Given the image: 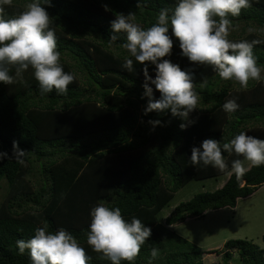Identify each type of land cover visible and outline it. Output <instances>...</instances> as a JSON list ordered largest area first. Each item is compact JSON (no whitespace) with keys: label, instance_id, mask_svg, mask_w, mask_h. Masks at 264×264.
Listing matches in <instances>:
<instances>
[{"label":"trees","instance_id":"1","mask_svg":"<svg viewBox=\"0 0 264 264\" xmlns=\"http://www.w3.org/2000/svg\"><path fill=\"white\" fill-rule=\"evenodd\" d=\"M26 2L13 0V6H5L7 17L17 15ZM177 2L50 0V6L42 5L53 19L60 64L75 79L63 95L55 90L42 94L31 68L23 74V82H0V151L11 156L13 141L28 151L24 165L13 158L0 160V183L6 186L0 195V264H31L27 250L18 254L16 241L30 239L44 222L49 231L63 228L76 237L90 257L89 264H111L86 243L90 211L99 201L119 207L127 222L135 217L151 228L152 235L133 264H149L152 248L159 249L160 255L151 264H204V255L212 252L166 227L202 219L207 211L235 208L238 200L264 185V165H249L237 179L231 162L243 157L235 153H224L229 165L225 172L203 164L193 166L190 160L191 148L205 139L224 143L241 131L264 139V81H250L243 90L234 81L211 76L212 67L183 57L172 36V53L166 58L193 73L200 96L197 110L189 116L194 123L181 130L184 121L169 110L144 114L148 102L142 87L144 66L133 58L134 71L123 67L128 53L120 45L126 42V34L118 33L109 47L110 22L118 13H135L137 23L147 29L161 9L171 14ZM250 4L239 16L229 17L231 28L240 25L239 30L231 29L229 39L261 41L253 52L264 66V0H250ZM249 28L253 31L248 33ZM148 70L154 78L155 66L148 64ZM204 71L208 76L201 87ZM152 87L158 99L160 94ZM234 97L239 109L225 112L222 105ZM150 120H160L163 126L153 129ZM34 163L40 176L36 182L28 178ZM220 176H226L221 188L196 194L178 205L164 225L158 222L157 213L188 181ZM261 240L264 244V234ZM216 255L219 262L211 264H264V248L247 240H229Z\"/></svg>","mask_w":264,"mask_h":264},{"label":"clouds","instance_id":"2","mask_svg":"<svg viewBox=\"0 0 264 264\" xmlns=\"http://www.w3.org/2000/svg\"><path fill=\"white\" fill-rule=\"evenodd\" d=\"M43 4L50 6V0H29L17 15L7 17L5 6H13V0H0V82L6 85L23 82V74L31 68L42 94L55 90L63 95L75 76L66 73L60 64L53 19ZM250 6V0H178L171 14L169 9H161L155 23L147 29L137 23L135 13L116 15L110 22L112 34L108 44L111 47L118 40L117 34L125 33L126 42L120 45L128 53L123 67L134 71L133 58L144 66L142 87L143 95L148 98L145 115L169 110L173 117L184 121L179 125L181 130L194 123L189 116L197 110L200 96L195 90L193 73L182 70L166 58L172 53V36L178 40L183 57L195 64L211 66L222 80L234 81L243 90L248 89L250 81H264V66L258 64L253 52L254 46L261 41L233 42L229 39L232 23L229 17L239 16L242 9ZM148 64L155 66L154 78L149 75ZM205 83L206 80H202L201 87ZM150 85L159 92L158 99L154 98ZM222 108L228 113L237 111V99H227ZM148 123L153 129L163 126L160 120ZM27 152L13 141L11 156L0 151V160L13 158L24 165ZM224 153L243 157L231 162V172L240 179L248 171L246 163L253 167L264 165V139L243 131L224 143L205 139L199 147L191 148L190 160L193 166L203 164L225 172L229 165ZM90 216L86 243L111 264L122 261L133 264L152 235L151 228L140 219L134 217L127 222L119 207L110 208L104 201L91 209ZM16 247L20 255L27 250L31 264H89L90 260L76 237L63 228L49 231L47 222L37 227L30 239L17 240ZM159 255V249L150 250L151 260Z\"/></svg>","mask_w":264,"mask_h":264},{"label":"rangeland","instance_id":"3","mask_svg":"<svg viewBox=\"0 0 264 264\" xmlns=\"http://www.w3.org/2000/svg\"><path fill=\"white\" fill-rule=\"evenodd\" d=\"M239 27L240 25H237L235 28H232L236 31L239 30ZM232 28H230V32ZM249 30L250 28L247 30L248 33L253 31ZM206 73L204 71L203 80L207 78L208 74L211 76L216 74V72L212 71V74L209 72L206 76ZM247 166L248 164L246 163ZM29 177L34 182L39 181L40 176L37 173L36 163L33 164V169L28 174ZM225 180L226 176H220L217 178L192 179L188 181L174 193L168 204L157 213L156 218L158 222L164 225V219L170 216L178 205L189 201L196 194L213 192L221 188ZM36 185H34L35 188L37 187ZM5 188V183L1 182L0 195ZM166 228H169L171 232L201 248V250L212 252V254L204 255V264L219 262L220 256L216 254L224 250V244L229 240H247L260 248H264L261 240L264 234V185L251 196L238 200L235 208L225 207L219 210L207 211L202 219L196 220L190 218Z\"/></svg>","mask_w":264,"mask_h":264},{"label":"crops","instance_id":"4","mask_svg":"<svg viewBox=\"0 0 264 264\" xmlns=\"http://www.w3.org/2000/svg\"><path fill=\"white\" fill-rule=\"evenodd\" d=\"M248 166H249V165H248ZM248 166H247V167H248ZM223 182H224V181H223ZM223 184H224V183H223Z\"/></svg>","mask_w":264,"mask_h":264}]
</instances>
